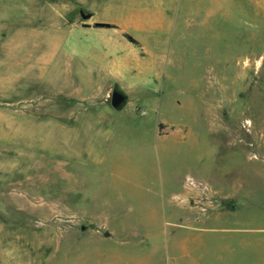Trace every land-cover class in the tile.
<instances>
[{
	"label": "rangeland",
	"instance_id": "rangeland-1",
	"mask_svg": "<svg viewBox=\"0 0 264 264\" xmlns=\"http://www.w3.org/2000/svg\"><path fill=\"white\" fill-rule=\"evenodd\" d=\"M182 204L264 264V0H0V264H140Z\"/></svg>",
	"mask_w": 264,
	"mask_h": 264
},
{
	"label": "crops",
	"instance_id": "crops-1",
	"mask_svg": "<svg viewBox=\"0 0 264 264\" xmlns=\"http://www.w3.org/2000/svg\"><path fill=\"white\" fill-rule=\"evenodd\" d=\"M182 206L188 209H171L168 211L148 209L147 217L144 218L143 215V219L135 224L125 225V234L129 233V236L119 239V243L128 246H143L146 241V245H152L154 250H152L151 255L143 258L140 264H165L163 258L159 257L158 254L160 252L159 246H163L161 240L166 233L164 224H167L174 229L169 233L173 239L172 250L175 253H181L172 258L171 264H223L224 245L220 244V241L218 245H215L213 242L215 236L212 234L223 221L229 220L231 217H199L194 207L183 204ZM113 239L117 240V238ZM104 240H112V238L106 234Z\"/></svg>",
	"mask_w": 264,
	"mask_h": 264
},
{
	"label": "water",
	"instance_id": "water-1",
	"mask_svg": "<svg viewBox=\"0 0 264 264\" xmlns=\"http://www.w3.org/2000/svg\"><path fill=\"white\" fill-rule=\"evenodd\" d=\"M82 18L84 20H87L90 18V15H82ZM83 28H106V29H115L116 26L111 23H104V22H94L92 25L89 23H82L81 25ZM122 36L130 43L132 44H138V41L134 39L130 34L123 32ZM110 102L112 107L116 108L123 104L124 102V96L117 91H113L110 97Z\"/></svg>",
	"mask_w": 264,
	"mask_h": 264
}]
</instances>
